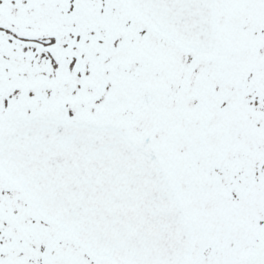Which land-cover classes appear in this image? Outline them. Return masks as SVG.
I'll return each instance as SVG.
<instances>
[{
  "label": "snow or ice",
  "instance_id": "obj_1",
  "mask_svg": "<svg viewBox=\"0 0 264 264\" xmlns=\"http://www.w3.org/2000/svg\"><path fill=\"white\" fill-rule=\"evenodd\" d=\"M0 264H264V0H0Z\"/></svg>",
  "mask_w": 264,
  "mask_h": 264
}]
</instances>
